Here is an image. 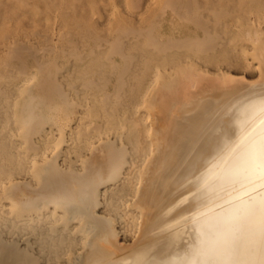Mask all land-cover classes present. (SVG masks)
I'll use <instances>...</instances> for the list:
<instances>
[{
	"label": "bare ground",
	"instance_id": "6f19581e",
	"mask_svg": "<svg viewBox=\"0 0 264 264\" xmlns=\"http://www.w3.org/2000/svg\"><path fill=\"white\" fill-rule=\"evenodd\" d=\"M133 1L0 0V264H264V0Z\"/></svg>",
	"mask_w": 264,
	"mask_h": 264
},
{
	"label": "rangeland",
	"instance_id": "374dc122",
	"mask_svg": "<svg viewBox=\"0 0 264 264\" xmlns=\"http://www.w3.org/2000/svg\"><path fill=\"white\" fill-rule=\"evenodd\" d=\"M134 5V1L133 0H128V5L131 7V5ZM150 4V5H149ZM149 4L147 3L146 5H149V7L148 6H146V5H141V7H139L140 5H137V4H135L134 6H132V7H134V8H130L131 9V11H141V9H142V12H143V15L145 16V18L146 19H151V18H153L154 16H155V12H156V10L158 9V5H156V3L155 2H149ZM156 6H155V5ZM118 6V7H117ZM145 6L148 8L147 10L146 9H143V8H145ZM155 6V7H154ZM115 7H117L118 9L119 8H121L120 7V5H119V3L117 4L116 3V5H115ZM156 8V9H155ZM146 10V12L144 13V11ZM52 23H54V20L52 21ZM27 29H29V28H27ZM255 52L256 51H254V50H251L250 52H249V56L252 58V59H254L256 62H259L260 60L259 59H257L258 58V56H257V53L255 54ZM250 78V77H249Z\"/></svg>",
	"mask_w": 264,
	"mask_h": 264
}]
</instances>
